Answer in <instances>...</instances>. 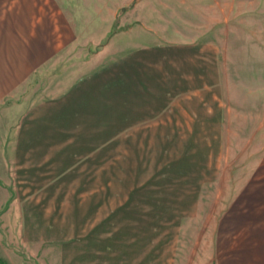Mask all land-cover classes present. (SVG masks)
I'll list each match as a JSON object with an SVG mask.
<instances>
[{
  "label": "rangeland",
  "instance_id": "1",
  "mask_svg": "<svg viewBox=\"0 0 264 264\" xmlns=\"http://www.w3.org/2000/svg\"><path fill=\"white\" fill-rule=\"evenodd\" d=\"M5 17L44 61L0 101V264H264V0Z\"/></svg>",
  "mask_w": 264,
  "mask_h": 264
},
{
  "label": "crops",
  "instance_id": "2",
  "mask_svg": "<svg viewBox=\"0 0 264 264\" xmlns=\"http://www.w3.org/2000/svg\"><path fill=\"white\" fill-rule=\"evenodd\" d=\"M8 20H11L9 18ZM7 17L0 21V101L10 92L13 86L20 84L29 78L30 69L44 61L42 50L38 42H34L27 47L26 34L21 32L19 37L13 38L12 21L8 24ZM15 41H14V40ZM42 51V52H41ZM217 236L213 239L216 240ZM221 246L213 240L212 254L213 264H232V252L229 248L223 255H227L222 261H217L215 255H221Z\"/></svg>",
  "mask_w": 264,
  "mask_h": 264
}]
</instances>
